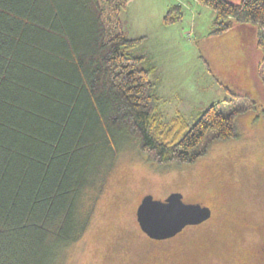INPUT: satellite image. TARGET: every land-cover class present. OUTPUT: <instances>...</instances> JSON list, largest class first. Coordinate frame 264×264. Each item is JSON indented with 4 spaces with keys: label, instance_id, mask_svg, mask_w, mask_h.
Here are the masks:
<instances>
[{
    "label": "trees",
    "instance_id": "trees-1",
    "mask_svg": "<svg viewBox=\"0 0 264 264\" xmlns=\"http://www.w3.org/2000/svg\"><path fill=\"white\" fill-rule=\"evenodd\" d=\"M128 1L0 0V264H56L84 235L82 197L102 190L118 136L151 163L190 165L237 138L236 117L256 106L223 113L219 101L193 124L182 113L166 122L154 69L133 53L145 37L124 34ZM198 1L216 13L211 35L252 29L264 92V0Z\"/></svg>",
    "mask_w": 264,
    "mask_h": 264
},
{
    "label": "rangeland",
    "instance_id": "rangeland-1",
    "mask_svg": "<svg viewBox=\"0 0 264 264\" xmlns=\"http://www.w3.org/2000/svg\"><path fill=\"white\" fill-rule=\"evenodd\" d=\"M173 8L181 18L166 25ZM215 16L198 0H129L121 13L126 37H145L133 53L144 57L140 68L154 69L165 121L182 113L193 124L215 102L228 101L221 111L229 113L256 101L236 117L238 137L212 142L194 164L160 166L130 137L118 136L102 190L90 188L81 200L82 216L91 213L89 227L56 264H264V92L256 75L262 52L238 27L211 35ZM176 192L185 203L213 207V219L172 247H152L137 221L141 197L160 200ZM241 213L250 215L248 228ZM149 250L157 259L142 257ZM166 251L173 261H163Z\"/></svg>",
    "mask_w": 264,
    "mask_h": 264
},
{
    "label": "water",
    "instance_id": "water-1",
    "mask_svg": "<svg viewBox=\"0 0 264 264\" xmlns=\"http://www.w3.org/2000/svg\"><path fill=\"white\" fill-rule=\"evenodd\" d=\"M148 202L164 205L178 204L184 211L164 219L148 222L142 212L144 205ZM211 215L212 210L209 206H202L200 203H185L183 195L178 192L170 194L165 201L156 200L152 195H147L137 209V221L142 231L157 240L171 238L188 225H197L210 219Z\"/></svg>",
    "mask_w": 264,
    "mask_h": 264
},
{
    "label": "flooded vegetation",
    "instance_id": "flooded-vegetation-1",
    "mask_svg": "<svg viewBox=\"0 0 264 264\" xmlns=\"http://www.w3.org/2000/svg\"><path fill=\"white\" fill-rule=\"evenodd\" d=\"M238 30L240 31V34L242 35V39L244 40V41H253L252 40V38H253V36L252 35H250L249 33L252 31V29H250V28H247V29H243V28H241V27H238ZM254 43H255V41H254ZM256 46V45H255ZM257 47V46H256ZM208 180V181H207ZM207 182H210L211 180H212V178H211V176L209 177V176H207ZM147 195H149V194H146V195H144V196H142L141 197V200H140V202H139V205L141 204V202H142V200L144 199V197H146ZM155 199V198H154ZM167 198H164V199H160V200H162V201H165ZM201 204V203H200ZM139 205H138V207H139ZM202 205V204H201ZM202 206H204V205H202ZM138 207H137V209H138ZM210 208H211V210H212V215H211V217H210V219H208V220H206V221H204V222H202V223H200V224H197V225H188V226H186L180 233H178L177 235H175V236H173V237H171V238H168V239H163V240H157V239H153V238H151V237H149L145 232H143L146 236H148L153 242H154V246H152V247H161V246H167V247H172V246H174L175 244H177L178 242H180L181 241V239L183 238V237H185V234H186V231H188V230H194V231H196V232H198V231H200V229L202 228V227H204V225L206 226V223H207V221H210V220H212L213 219V216H214V209H213V207H211V206H209ZM136 216H137V210H136ZM239 217L241 218V220H240V222L241 223H243L242 225H244L246 228H248L251 224L249 223L250 222V215L249 214H246L245 215V213L244 214H242L241 213V215H239ZM262 232L264 233V226H263V230H262ZM264 235V234H263ZM263 249V248H262ZM264 250V249H263ZM261 254V253H260ZM261 255H264V254H261ZM144 256V258H147V260L148 261H150L151 259H157V257L154 255V253L151 251V250H149L148 252H147V254H144V255H142V257ZM163 261L165 262V261H168V262H170V260L171 261H173L172 259H174L173 258V252L171 251H166V252H164L163 253ZM174 263V262H173ZM167 264H169V263H167Z\"/></svg>",
    "mask_w": 264,
    "mask_h": 264
},
{
    "label": "snow or ice",
    "instance_id": "snow-or-ice-1",
    "mask_svg": "<svg viewBox=\"0 0 264 264\" xmlns=\"http://www.w3.org/2000/svg\"><path fill=\"white\" fill-rule=\"evenodd\" d=\"M184 211L178 204H153L148 202L144 205L142 212L145 217V220L148 222H152L157 219H164L169 216L179 214Z\"/></svg>",
    "mask_w": 264,
    "mask_h": 264
}]
</instances>
